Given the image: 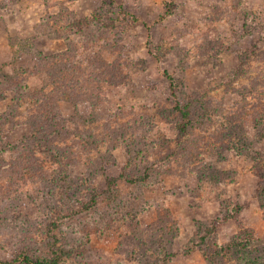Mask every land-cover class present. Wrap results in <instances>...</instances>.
Here are the masks:
<instances>
[{"label": "rangeland", "instance_id": "rangeland-1", "mask_svg": "<svg viewBox=\"0 0 264 264\" xmlns=\"http://www.w3.org/2000/svg\"><path fill=\"white\" fill-rule=\"evenodd\" d=\"M68 211L58 264L264 262V0H0V260Z\"/></svg>", "mask_w": 264, "mask_h": 264}, {"label": "trees", "instance_id": "trees-1", "mask_svg": "<svg viewBox=\"0 0 264 264\" xmlns=\"http://www.w3.org/2000/svg\"><path fill=\"white\" fill-rule=\"evenodd\" d=\"M70 14H72V13H70ZM102 22H103V24H105L103 19H102ZM76 25L77 24H75V23L72 24L69 22L68 29H71V28L74 29L76 27ZM107 25H108V23L106 25H104V27H107ZM40 32L41 31L39 30V33ZM106 43L108 44V42H106ZM114 44L118 45V42L116 40H114L112 42V44L109 43L110 46H114ZM103 63H104V65H102V67L104 70H109V73H108L109 75H111V73L116 74L118 72L119 67L117 65L112 66L107 61L103 62ZM94 68H95V65L93 66V69ZM166 74H167L169 81H170V88L173 92L172 94L176 98L175 102L177 104V108H180V107L182 108L181 113L183 115V118L188 119V121H189L190 110H189V107L182 105L183 101L179 98L178 92L176 90V84H175L176 80L173 77V75H170L167 71H166ZM87 82H88V80H87ZM80 88L81 87H79V89ZM77 92H78V89H77ZM40 93H41V97L45 96L46 99H49V97H50L51 101H53V102L57 101V96L53 92L46 94L43 91ZM50 94L51 95L53 94L55 96V98L51 97ZM72 103L74 105H76L78 102H72ZM186 125L187 124H184V126H186ZM141 180L142 179L140 177L128 178V181L133 182V183L139 182ZM110 183L112 184L113 180H110ZM71 190H72V187L69 188V191H71ZM98 193H95L93 190L92 193H90L91 197H89L88 201L81 203V208H80V210H78V212L84 213V212H87L90 210H94L96 207V204H97L96 198H97ZM68 194H70V192ZM51 196H52V194L50 195V197ZM76 212L77 211H68L66 213H63V215H61L60 217H57L51 221L50 226H49L50 239H51V253L48 256H36V255H31L30 253L25 252V251H19L11 259L0 260V264H58L60 262V260L62 259V257L67 253V251L58 246L59 239H58L57 235L55 234V232H53L52 230L58 227L60 221L63 218L67 219L69 217H72L74 215V213H76ZM215 230H216V224H214L213 226L207 225V228H205V233L200 236L201 240L199 241L198 245L207 246V256L214 257V256L219 255L220 257L224 256L225 259H227L229 257L228 252L232 251V253H235V254L237 253L238 255L236 256V258L239 261H244L245 264H261V262L264 263L261 256L256 257L255 255L251 254L252 250H250V248H249V242H251V238L247 239V237L251 236L252 230L242 227V231L240 233L236 234L232 238V240L227 244H220L219 243V241L216 237V234H215ZM250 251H251V253H250Z\"/></svg>", "mask_w": 264, "mask_h": 264}]
</instances>
